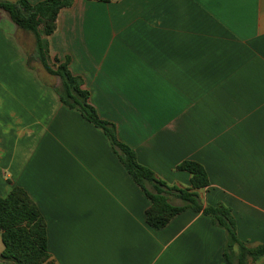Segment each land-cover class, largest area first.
I'll return each mask as SVG.
<instances>
[{"label":"crops","instance_id":"crops-1","mask_svg":"<svg viewBox=\"0 0 264 264\" xmlns=\"http://www.w3.org/2000/svg\"><path fill=\"white\" fill-rule=\"evenodd\" d=\"M47 39L139 163L189 187L177 165L200 162L203 205L229 207L238 237L264 243V0H74ZM60 86L0 9V196L21 186L36 202L52 264H228L210 215L147 222L150 199Z\"/></svg>","mask_w":264,"mask_h":264},{"label":"trees","instance_id":"trees-1","mask_svg":"<svg viewBox=\"0 0 264 264\" xmlns=\"http://www.w3.org/2000/svg\"><path fill=\"white\" fill-rule=\"evenodd\" d=\"M73 3L74 0H42L36 4L29 0H0V9L9 13L20 28L33 33L39 61L49 73L61 78V100L79 110L83 117L107 134L120 160L151 201L146 209V220L152 227H164L188 208L202 211L226 232L224 256L228 264H257V259L264 256V243L250 245L238 237L236 221L229 207L222 203L204 206L201 202L198 191L207 187L210 181L200 162L184 160L177 165L178 169L191 174L189 187L169 185L158 178L151 168L139 163L130 146L118 139L116 125L100 117L89 101V91L83 88V79L70 71L69 60L55 68L51 65L47 36L56 30L60 11ZM171 195L180 199L182 204H172ZM0 233L4 245L0 258L6 264H52L45 218L21 186H14L8 195L0 196Z\"/></svg>","mask_w":264,"mask_h":264},{"label":"rangeland","instance_id":"rangeland-1","mask_svg":"<svg viewBox=\"0 0 264 264\" xmlns=\"http://www.w3.org/2000/svg\"><path fill=\"white\" fill-rule=\"evenodd\" d=\"M8 1H12V0H8ZM50 59V62H51V65L52 66H56V62H55V60L52 58V57H50L49 58ZM45 72V71H44ZM43 71L41 72L42 73V75L43 76H45L46 78H49V75L45 72L44 73ZM51 78V77H50ZM60 89H61V87H60ZM0 244H1V246H3V242H2V238H1V234H0Z\"/></svg>","mask_w":264,"mask_h":264}]
</instances>
